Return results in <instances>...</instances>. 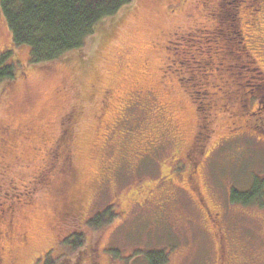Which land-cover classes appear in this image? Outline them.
Masks as SVG:
<instances>
[{
  "label": "rangeland",
  "instance_id": "rangeland-1",
  "mask_svg": "<svg viewBox=\"0 0 264 264\" xmlns=\"http://www.w3.org/2000/svg\"><path fill=\"white\" fill-rule=\"evenodd\" d=\"M204 1L215 4L133 0L104 37L46 67L29 63L28 48L14 49L22 66L0 86V264L45 256L53 264L75 232L86 264H148L150 251L163 252L165 264H264V192L246 205L229 199L232 188L264 178V86L254 87L264 82V0L236 1L247 70L221 58L220 26ZM204 44L207 57L196 54ZM10 46L0 15V54ZM74 104L80 118L63 137ZM187 152L196 171L185 178ZM198 196L219 213L215 225ZM106 209V223L88 225Z\"/></svg>",
  "mask_w": 264,
  "mask_h": 264
},
{
  "label": "trees",
  "instance_id": "trees-1",
  "mask_svg": "<svg viewBox=\"0 0 264 264\" xmlns=\"http://www.w3.org/2000/svg\"><path fill=\"white\" fill-rule=\"evenodd\" d=\"M132 1L133 0H0V15L11 33L10 48L8 47L0 54V86L10 85L17 78L16 69L19 67L18 63L22 66V63L16 62L14 64L13 60H11V55L15 48H28L29 63L39 68L46 67L50 63L63 61V59L68 56L67 54L74 50L81 49L88 39H94L99 34L104 37L109 32L105 29L106 22L112 21L110 22V27H114L117 20V13ZM203 3H205V11H210L209 15L206 16L209 19H213V22L216 24L215 29L217 23H219L220 26L218 29V34L220 36L218 37L222 40L225 54V56L221 58L226 62L231 60L232 64H235V61H237L242 67H246L247 70L249 65L241 60V55H243L241 51L243 47L240 46L237 48L240 30L236 28L238 20H233L234 13L238 10V7H236L237 3L234 0H221L218 7H215V5L213 6L208 1H204ZM215 9H217V12H215ZM172 43L171 41L170 44ZM201 47L202 49L197 50L198 53L196 54H201L203 56L206 54L207 57L212 47L208 44L201 45ZM97 52H99L98 49L96 50V53ZM95 58L96 56L94 55L81 62V75H86L90 72L88 69L92 67V62H94L93 60ZM169 59L170 64H167L166 67L170 70V68L174 66L175 60L173 56H169ZM198 109L200 112H203L204 107L203 110L201 107H198ZM80 113V106L74 104L71 112L65 117L64 125H62L63 129L61 135H63V137L64 135L68 137L74 131L78 119L80 118ZM65 150L69 152L67 160L70 165L71 149L69 143H67ZM62 161L65 160L63 159ZM263 192L264 178H255L249 190L241 191L232 188L229 192V199L231 202L246 205L257 201V199L263 195ZM109 215L111 217L108 209L99 212L89 220L88 225L97 228L101 227L106 222H100V220ZM57 244H59V241H57ZM81 244L82 238L77 232L64 239L61 246L59 244L60 247H57V262L53 261V264H86V262H84L86 251L84 252L85 249L78 246H82ZM74 247H77L78 250L75 256L72 257L70 250L75 249ZM52 250H56L55 247L50 249V251ZM108 252L109 253L106 252V255L110 258L113 252ZM116 252L119 255V252ZM145 256L148 260V264H165L167 262V257L163 252L150 251ZM112 258L117 260L114 258V255ZM41 262L43 264L52 263V261L47 260V256H45Z\"/></svg>",
  "mask_w": 264,
  "mask_h": 264
},
{
  "label": "flooded vegetation",
  "instance_id": "flooded-vegetation-1",
  "mask_svg": "<svg viewBox=\"0 0 264 264\" xmlns=\"http://www.w3.org/2000/svg\"><path fill=\"white\" fill-rule=\"evenodd\" d=\"M220 1H221V0H215V4H214L215 7H218ZM234 1L236 2L237 0H234ZM251 1L254 2L255 0H251ZM258 2H259V0H258ZM247 3H248V5H251L250 0H247ZM260 5L262 6V2H261ZM260 5H259V6H260ZM236 7H238V9H239V6H238V5H237ZM258 11H259V10H258ZM263 14H264V13H263ZM262 19L264 20L263 17H262ZM233 20H240V18L237 16V10H236V13H234ZM237 23H239V22H237ZM237 23H236V25H237ZM242 38H244V37H242ZM260 73H261V74L264 73V70L261 69V71H260L258 74H260ZM260 78H263V77L260 76ZM263 86H264V82H263L261 79H259V82L256 81V82L254 83V87L257 88V89H261V88H263ZM3 127H4V129H11L9 124H8V125H5V126H3ZM2 133H3L4 135L7 136V134L9 133V131H7V132L3 131ZM191 152H193V154L196 153V150H195V148H193V145H192V148H191ZM193 161H194V160H193ZM182 162H185L186 164H188L187 169H186L185 173L183 174V176H185V178H186V174H187V177H189L190 175H194L196 170H193L192 167H193L194 164L196 165V161H194V163L191 161V156H190V154H189L188 152L185 154V160L182 161ZM190 165H192V167H190ZM195 168H196V166H195ZM175 175L177 176V174L174 173V172L171 170V174L167 176V179H168V180L170 179L172 182H174V176H175ZM193 177H194V176H192L190 179H192ZM192 188H194V187H192ZM196 200H198V202L201 204V206L203 205V203H202V198H201L200 196H198V198H197ZM140 206H141V205H140ZM203 208H204L205 211H206V214H207V216H208L209 222H210L211 224H214V225H215V224L217 223L216 220H217V217H218L219 213H218V212H214V213H212L211 211L207 210V209L205 208L204 205H203ZM123 213H124V211H123ZM211 216H212V217H211ZM213 216H214V218H213ZM214 221H215V223H214ZM216 264H222V259H221V257L218 258Z\"/></svg>",
  "mask_w": 264,
  "mask_h": 264
}]
</instances>
